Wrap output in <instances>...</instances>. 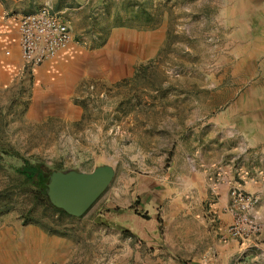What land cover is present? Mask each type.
I'll return each mask as SVG.
<instances>
[{"label": "rangeland", "instance_id": "obj_1", "mask_svg": "<svg viewBox=\"0 0 264 264\" xmlns=\"http://www.w3.org/2000/svg\"><path fill=\"white\" fill-rule=\"evenodd\" d=\"M38 7L75 50L28 73L16 18ZM23 160L114 174L81 216H58ZM219 166L227 200L264 175V0H0V264H201L165 225L190 192L217 221Z\"/></svg>", "mask_w": 264, "mask_h": 264}, {"label": "crops", "instance_id": "obj_2", "mask_svg": "<svg viewBox=\"0 0 264 264\" xmlns=\"http://www.w3.org/2000/svg\"><path fill=\"white\" fill-rule=\"evenodd\" d=\"M71 50H75L72 41L59 56H66ZM46 69L45 67L44 70ZM216 169L221 172L220 180L222 181V184L220 183L216 187V201L213 204L216 209L215 218L217 221L212 222L201 209L192 210L194 204L199 205L200 199L188 191L190 192L188 199H174L176 208L170 212L174 219L165 225V229H168V233L175 239L184 238L185 244L190 250H198L200 260L202 259L201 264H208V262L223 264L226 261H231L232 264L247 262L264 264V175L261 172L254 173L253 177H246L242 174V189L256 198L251 215L260 225V230L249 239L238 242L229 238L225 232L230 217L225 213L224 206L227 201V189L232 183V178L227 176L228 173H224L228 170L227 168L223 169L219 166ZM39 234L42 233L39 232ZM64 240H66L64 237H58V241L68 242ZM239 258L241 261L238 260Z\"/></svg>", "mask_w": 264, "mask_h": 264}, {"label": "built area", "instance_id": "obj_3", "mask_svg": "<svg viewBox=\"0 0 264 264\" xmlns=\"http://www.w3.org/2000/svg\"><path fill=\"white\" fill-rule=\"evenodd\" d=\"M16 35L21 67L28 73L59 55L72 41L68 24L58 13L46 7L20 14L16 18ZM255 203L254 196L240 187L229 188L224 206L230 217L225 227L229 238L243 242L259 232L260 225L251 215Z\"/></svg>", "mask_w": 264, "mask_h": 264}, {"label": "water", "instance_id": "obj_4", "mask_svg": "<svg viewBox=\"0 0 264 264\" xmlns=\"http://www.w3.org/2000/svg\"><path fill=\"white\" fill-rule=\"evenodd\" d=\"M113 174V168L105 164L89 172L52 171L47 177L45 193L51 205L79 217L105 190Z\"/></svg>", "mask_w": 264, "mask_h": 264}, {"label": "trees", "instance_id": "obj_5", "mask_svg": "<svg viewBox=\"0 0 264 264\" xmlns=\"http://www.w3.org/2000/svg\"><path fill=\"white\" fill-rule=\"evenodd\" d=\"M18 173L24 177L25 180L31 182L35 186V198L38 200V203L45 208L46 210L54 213L58 216L66 215L61 209H58L51 205L48 201V198L45 193L46 182L48 177V171L42 168L38 164H31L26 160H23L21 166L17 169ZM103 224V222H101ZM43 228V227H41ZM45 230L48 233L56 234V231H52L45 227Z\"/></svg>", "mask_w": 264, "mask_h": 264}, {"label": "bare ground", "instance_id": "obj_6", "mask_svg": "<svg viewBox=\"0 0 264 264\" xmlns=\"http://www.w3.org/2000/svg\"><path fill=\"white\" fill-rule=\"evenodd\" d=\"M59 56V55H58ZM54 59V58H53Z\"/></svg>", "mask_w": 264, "mask_h": 264}]
</instances>
